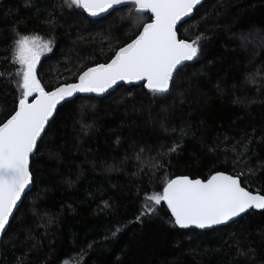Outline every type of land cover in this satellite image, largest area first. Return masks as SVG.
<instances>
[{
    "label": "trees",
    "instance_id": "1",
    "mask_svg": "<svg viewBox=\"0 0 264 264\" xmlns=\"http://www.w3.org/2000/svg\"><path fill=\"white\" fill-rule=\"evenodd\" d=\"M149 21L130 7L93 20L64 0H0V123L20 95L21 36L52 42L37 65L51 90L109 61ZM185 21L178 36L200 37V54L169 93L121 85L58 108L0 264H264V211L207 231L175 226L166 204L141 216L146 195L181 175L243 173L242 186L264 193V0H205Z\"/></svg>",
    "mask_w": 264,
    "mask_h": 264
},
{
    "label": "snow or ice",
    "instance_id": "2",
    "mask_svg": "<svg viewBox=\"0 0 264 264\" xmlns=\"http://www.w3.org/2000/svg\"><path fill=\"white\" fill-rule=\"evenodd\" d=\"M201 3L202 0H64L69 9H79L88 17H101L123 6L134 9L141 20L148 14L150 22L143 23L139 34L119 47L108 62L87 67L75 82L51 90L38 78L37 65L42 54L52 51V42L28 35L15 41L20 95L13 113L0 123V234L6 232L25 190L33 183L30 161L54 121L58 106L74 102L79 94L103 96L122 84L142 82L149 93H169L175 74L200 54V37L191 42L181 39L177 26L186 22L185 18L191 17ZM241 175L216 172L207 179L186 175L170 178L162 191L146 195L141 216L151 215L156 206L166 204L175 226L210 229L228 225L250 210L264 211V193L242 186ZM119 231L117 228L113 235Z\"/></svg>",
    "mask_w": 264,
    "mask_h": 264
},
{
    "label": "water",
    "instance_id": "3",
    "mask_svg": "<svg viewBox=\"0 0 264 264\" xmlns=\"http://www.w3.org/2000/svg\"><path fill=\"white\" fill-rule=\"evenodd\" d=\"M203 1H205V0H202V3H203ZM201 3V4H202ZM199 6V5H198ZM197 6V7H198ZM121 7H123V6H121ZM112 10H110V12H111ZM86 14V13H85ZM87 15V14H86ZM106 15H108V14H105L104 16H106ZM104 16H101V17H104ZM101 17H96V18H93V17H89L90 19H93V20H95V19H99V18H101ZM188 18H190V17H186L185 18V20H187ZM150 22V21H149ZM182 23V22H181ZM180 23V24H181ZM180 24H178V26L180 25ZM177 26V27H178ZM140 30H142V27H141V29ZM139 34V33H138ZM137 34V35H138ZM179 37V36H178ZM134 39V38H133ZM108 62V61H107ZM187 63V62H186ZM141 84H142V82H141ZM141 84H131V85H129V84H122V85H125V86H127V87H129V86H139V85H141ZM145 89V88H144ZM115 90V89H114ZM114 90H110L109 91V93H111L112 91H114ZM145 90H147V89H145ZM109 93H106V94H104L103 96H96L95 94H88V95H92V96H95V97H98V98H102V97H105L106 95H108ZM88 95H83V94H79V96H81V97H85V96H88ZM60 106H58V108H59ZM10 117V116H9ZM8 117V118H9ZM7 118V119H8ZM216 173V172H215ZM212 174H214V173H212ZM211 174V175H212ZM228 174V173H227ZM209 177V176H208ZM207 177V178H208ZM175 178V177H174ZM191 178V177H190ZM206 178V179H207ZM192 179H197V178H192ZM200 179V178H199ZM31 188H32V184L29 186V188L28 189H26L25 190V193H27V192H29L30 190H31ZM255 193V192H254ZM24 195L25 194H23V196H22V199H23V197H24ZM21 203V202H20ZM20 203H19V205H20ZM19 205H18V207H19ZM16 211V210H15ZM15 211H14V213H15ZM169 211V210H168ZM251 211V210H250ZM256 211H262V210H256ZM169 213H170V211H169ZM245 214H243L242 216H244ZM171 216V215H170ZM241 216V217H242ZM172 218V217H171ZM240 217H238V218H236V220H238ZM11 220V219H10ZM172 220H173V218H172ZM235 220V221H236ZM234 222V221H233ZM230 223H232V222H229V224ZM222 226H225V225H219V226H214L213 228H210V229H198V228H195V227H190V228H187V229H196V230H199V231H207V230H211V229H214V228H218V227H222ZM8 227V226H7ZM7 227H6V229H7ZM178 227V226H177ZM2 237H3V234H0V244H1V240H2ZM0 259H1V257H0Z\"/></svg>",
    "mask_w": 264,
    "mask_h": 264
},
{
    "label": "rangeland",
    "instance_id": "4",
    "mask_svg": "<svg viewBox=\"0 0 264 264\" xmlns=\"http://www.w3.org/2000/svg\"><path fill=\"white\" fill-rule=\"evenodd\" d=\"M47 53V52H46ZM62 264H72L71 262H69V261H65V262H63Z\"/></svg>",
    "mask_w": 264,
    "mask_h": 264
}]
</instances>
